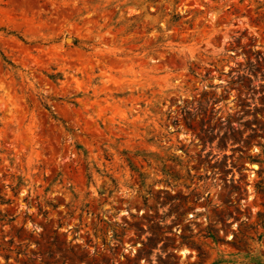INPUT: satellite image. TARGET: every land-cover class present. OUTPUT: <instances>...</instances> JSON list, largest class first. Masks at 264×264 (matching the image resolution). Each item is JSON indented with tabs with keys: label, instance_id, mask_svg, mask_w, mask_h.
<instances>
[{
	"label": "rangeland",
	"instance_id": "374dc122",
	"mask_svg": "<svg viewBox=\"0 0 264 264\" xmlns=\"http://www.w3.org/2000/svg\"><path fill=\"white\" fill-rule=\"evenodd\" d=\"M0 264H264V0H0Z\"/></svg>",
	"mask_w": 264,
	"mask_h": 264
}]
</instances>
